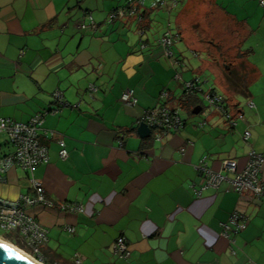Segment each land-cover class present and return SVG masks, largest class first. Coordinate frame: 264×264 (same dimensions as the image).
Instances as JSON below:
<instances>
[{"label": "crops", "instance_id": "0c3cea01", "mask_svg": "<svg viewBox=\"0 0 264 264\" xmlns=\"http://www.w3.org/2000/svg\"><path fill=\"white\" fill-rule=\"evenodd\" d=\"M164 1L157 10L145 2L141 22L137 14L109 23V14L126 0H0V119L25 124L45 113L42 128L53 132L40 138L48 163L33 177L54 207H23L47 229L40 249L44 264H75L76 258L80 264H264V199H241L226 182L202 190L196 170L204 160L231 178L221 168L224 160L242 171L250 150L264 158V7L258 0ZM174 11L175 67L156 43L172 31ZM220 23V36L218 29L212 34ZM233 55L242 58L243 71L224 64ZM176 73L183 82L197 80L201 92L182 101ZM238 80L244 95L228 89ZM165 89L167 105L180 107L184 127L155 143L151 133L139 136L137 121L158 105ZM126 90L136 105L121 103ZM206 92L243 119L232 128L209 108ZM59 140L66 159L59 157ZM12 150L0 134V155ZM258 178L264 180V163ZM23 196H33L29 176L12 166L0 180V199ZM62 204L82 206L83 212L69 214ZM234 211L248 224L227 240L221 224ZM120 236L131 251L126 260L112 249Z\"/></svg>", "mask_w": 264, "mask_h": 264}, {"label": "built area", "instance_id": "2783aa9c", "mask_svg": "<svg viewBox=\"0 0 264 264\" xmlns=\"http://www.w3.org/2000/svg\"><path fill=\"white\" fill-rule=\"evenodd\" d=\"M147 1L149 0H126L125 6L121 10L111 13L108 22L112 23L115 20L135 17L137 15V8L135 7L143 6ZM258 2L261 7H264V0H258ZM150 3L151 8L165 5L164 0H151ZM173 5L175 4L173 3ZM137 16V21L141 22V16ZM140 34L142 33L139 32ZM177 39V36L170 30H166L156 42L162 47L165 59L169 60L173 67L178 65L173 53V47L178 41ZM143 47L141 45V48ZM173 80L181 85L184 97L193 96L201 92L197 80L183 82L179 73L175 74ZM53 97L61 107L67 106L62 101L60 94L55 93ZM169 98L170 92L165 89L159 95L158 105L145 111L140 120L137 121V125H146L152 134V141L155 143H161L169 134L178 133L184 127V123L179 115L180 107H168L167 102ZM203 99L209 108L220 112L232 128L236 125V119L239 121L243 119L240 113L235 116L228 113L224 108L225 101L220 96L212 92H206L203 95ZM120 101L127 106H134L137 103L133 92L130 90H126L121 94ZM248 107L253 108V103L249 102ZM44 116L45 113L38 114L25 124L0 119V134H4L7 137L8 143L13 149L12 153L8 155H0V180L9 168L17 166L28 174L29 188L33 193L32 197L23 196L17 202H8L0 199V230L6 233H17L30 250V254L23 252L41 264H44V258L40 249L47 243V229L32 216L28 215L23 210V207L37 205L45 209H52L54 207V203L47 196L43 184L33 177V172L38 166L48 163V149L47 146L40 142V138L41 136L46 138L53 137L52 131H44L42 128ZM204 125L205 121L198 124L199 127H203ZM120 136L122 138V135ZM249 138V132L245 131L242 139L247 142ZM58 145L60 147L59 157L66 159L67 153L64 149L63 141L59 140ZM263 163V156L250 150L242 171L237 170V163L233 160H224L221 163V168L228 174H231V178L212 171L204 160L200 162L196 170L204 179L202 190L207 188L218 189L222 183L226 182L233 188L239 198L245 199L248 194H251L254 199L262 200L264 199V180H260L258 175ZM197 197H200V193L197 194ZM60 209L69 214L83 212V207L76 204H62ZM247 224L248 219L246 216L243 213L234 211L230 214L227 222L221 224V236L228 240L230 235H236L245 230ZM67 231L73 232V228H67ZM112 249L118 259L126 260L130 258L131 251L123 236L115 240ZM75 264H80L78 258L75 259Z\"/></svg>", "mask_w": 264, "mask_h": 264}, {"label": "rangeland", "instance_id": "374dc122", "mask_svg": "<svg viewBox=\"0 0 264 264\" xmlns=\"http://www.w3.org/2000/svg\"><path fill=\"white\" fill-rule=\"evenodd\" d=\"M181 2V1H180ZM180 2H178V3H180ZM176 13V11H174L173 12V15H172V32L174 33V31L175 32H177V29H176V24H175V20H176V16H174V14ZM211 29V32H212V34H215V31H217V29L219 30L218 31V33H217V35H219L220 36V33H222V30H221V23L219 24V25H217L216 27H214V28H210ZM225 34H226V32H225ZM219 36H217V37H219ZM214 45V44H213ZM209 49V48H208ZM217 49V48H216ZM201 55V57H203V58H205L206 59V55L203 53V54H200ZM205 55V56H204ZM237 57L238 56H236V55H233L232 57H230L229 58V60H227L224 64H228V66H230L231 64H235L234 65V68L235 69H237V68H239V66H240V69L243 71V69H242V66H241V60H242V58L241 59H237ZM186 58L189 60V61H191V63H192V61H194V58L191 56V55H186ZM202 58V59H203ZM239 62H240V65H238L239 64ZM221 66H224V65H222L221 64ZM205 75H208V77H210L209 76V72L208 71H206L205 73H204ZM0 238H2V239H4V240H7V241H10V242H13V243H15L19 248H22L23 250H25L28 254H30V250H29V248L24 244V242H22L18 237H17V235L15 234V233H6V232H4V231H1L0 230Z\"/></svg>", "mask_w": 264, "mask_h": 264}, {"label": "water", "instance_id": "95a60500", "mask_svg": "<svg viewBox=\"0 0 264 264\" xmlns=\"http://www.w3.org/2000/svg\"><path fill=\"white\" fill-rule=\"evenodd\" d=\"M137 133L139 134L140 137H146L149 135L150 130L146 127V125L140 124L137 127ZM0 264H30V263L22 259L20 256L16 255L15 253L0 246Z\"/></svg>", "mask_w": 264, "mask_h": 264}, {"label": "trees", "instance_id": "16d2710c", "mask_svg": "<svg viewBox=\"0 0 264 264\" xmlns=\"http://www.w3.org/2000/svg\"><path fill=\"white\" fill-rule=\"evenodd\" d=\"M151 0H149V2H150ZM175 5H176V3H178V0H174V2H173ZM145 4V3H144ZM165 6V5H164ZM164 6H159V7H156V8H151V3H150V9L151 10H157V9H162ZM123 8V7H122ZM135 8H137V14L139 15V16H141V18H142V16L144 15L143 13H141V11L140 10H143L145 7H144V5L143 6H136ZM111 14H109V16H110ZM142 20H143V18H142ZM172 32V31H171ZM173 33V32H172ZM174 35H176L177 36V38H178V35H177V33H173ZM178 40V39H177ZM234 83V82H233ZM228 89L231 91V92H233V93H235V94H242V95H244V90L246 89V87H245V85L243 84V81H241V80H238L237 82H236V84H232V86H229L228 87ZM182 94H184V92H183V90H182ZM197 94H195V95H193V96H196ZM193 96H187V97H184V95L182 96V101H184V100H186V99H189V98H192ZM184 99V100H183ZM226 104V103H225ZM224 104V108L226 109V105ZM233 115V114H232ZM236 115V114H235ZM234 115V116H235Z\"/></svg>", "mask_w": 264, "mask_h": 264}, {"label": "bare ground", "instance_id": "6f19581e", "mask_svg": "<svg viewBox=\"0 0 264 264\" xmlns=\"http://www.w3.org/2000/svg\"><path fill=\"white\" fill-rule=\"evenodd\" d=\"M0 246L20 256L22 259L28 261L30 264H41L38 261H36L34 258L29 256L28 254L24 253L23 251L19 250L18 248L7 242L0 240Z\"/></svg>", "mask_w": 264, "mask_h": 264}, {"label": "clouds", "instance_id": "9594fccd", "mask_svg": "<svg viewBox=\"0 0 264 264\" xmlns=\"http://www.w3.org/2000/svg\"><path fill=\"white\" fill-rule=\"evenodd\" d=\"M139 126V125H138Z\"/></svg>", "mask_w": 264, "mask_h": 264}]
</instances>
